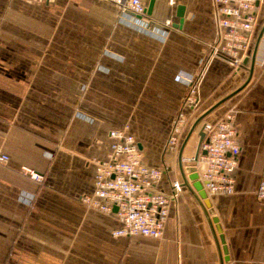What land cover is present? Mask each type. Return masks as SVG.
<instances>
[{"label": "crops", "instance_id": "obj_1", "mask_svg": "<svg viewBox=\"0 0 264 264\" xmlns=\"http://www.w3.org/2000/svg\"><path fill=\"white\" fill-rule=\"evenodd\" d=\"M38 1L48 8L57 0ZM151 1V15L93 20L94 41L104 36L93 54L67 52L49 38L0 39V152L9 156L0 164V264H264V201L255 197L264 171V32L252 71L250 60L243 63L264 25V0L255 5L254 42L238 70L224 56L207 58L216 36L212 0L143 3ZM179 5L184 18L175 28ZM193 77L198 100L189 108L183 99ZM229 110L240 148L234 190L209 197L205 210L184 185L178 154L187 139L185 166L203 123ZM179 113L186 122L171 150L167 141ZM124 125L142 162L162 169L156 189L168 194L173 181L182 184L160 238L113 236L121 226L115 216L79 199L92 189L93 159L109 153V131ZM23 165L42 181L25 175ZM194 167L200 174L205 165Z\"/></svg>", "mask_w": 264, "mask_h": 264}, {"label": "built area", "instance_id": "obj_2", "mask_svg": "<svg viewBox=\"0 0 264 264\" xmlns=\"http://www.w3.org/2000/svg\"><path fill=\"white\" fill-rule=\"evenodd\" d=\"M104 1L116 6L121 13L131 12L139 17L146 15L143 0ZM258 1L261 0H212L216 36L208 45L207 58L224 56L234 70L240 68L254 42V9ZM149 22L151 25L152 21ZM165 24L170 25V20H165ZM197 82L198 77L189 80L183 106L193 108L197 103ZM234 117V112L229 110L218 119L202 125L205 136L200 151L205 153L198 154L197 162L205 165L199 179L208 197L229 194L234 190V171L240 151ZM185 122L182 113L174 119L167 141L168 149L175 147ZM108 136L109 153L105 159H93L92 189L80 195L81 203L89 209L115 216L121 226L112 232L113 236L162 237L169 203L182 191V184L173 181L168 194L156 189L163 171L142 162L138 142L129 132L128 125L111 129ZM8 160L9 156L0 152V164ZM20 169L37 182L43 179L42 174L31 167L23 165ZM255 197L264 201V171L255 189Z\"/></svg>", "mask_w": 264, "mask_h": 264}, {"label": "rangeland", "instance_id": "obj_3", "mask_svg": "<svg viewBox=\"0 0 264 264\" xmlns=\"http://www.w3.org/2000/svg\"><path fill=\"white\" fill-rule=\"evenodd\" d=\"M44 4L38 0H0V39L49 38L51 41H47L62 43L60 47L67 52L93 54V51H99L104 40V36L99 34L96 36L97 42L94 41L93 20L115 23L129 19L119 10L102 9L100 3L93 0H57L48 8L42 7ZM97 26L98 32L104 30L102 24ZM44 46L52 47L51 43ZM104 48L105 44L100 50Z\"/></svg>", "mask_w": 264, "mask_h": 264}, {"label": "water", "instance_id": "obj_4", "mask_svg": "<svg viewBox=\"0 0 264 264\" xmlns=\"http://www.w3.org/2000/svg\"><path fill=\"white\" fill-rule=\"evenodd\" d=\"M152 8H153V2L151 1L149 3V5L146 7V10H145L146 15H151ZM128 13L132 14L131 12H128ZM176 16L179 18V21H178V23H174L173 27L181 28L182 23H183V18H184V6L183 5L177 6ZM137 17H139V16H137ZM263 32H264V25L261 27V29L257 35L256 41L254 43V46H253V49H252V52L250 55V58L246 57L243 61V63L246 64L247 61L250 60V72L253 69L255 54L257 51L258 43L260 41V38H261ZM246 82L244 84H246ZM202 117H199L197 119V121L193 127H195L201 121ZM204 136H205V133H204L203 129L201 128L199 131V141H198V145H197L195 155H194L193 159L189 160L185 166H183V164H182L181 153H182V149H183L184 145L186 144L187 139L183 142L181 151L178 154V163H179V169H180L179 171L181 173L184 185L194 195V197L201 203L203 208L205 210H207L210 207L211 202H210L209 197L207 196L206 191L203 188L202 182L199 179V174L194 167L197 163L198 154L200 152L205 153L204 150L200 151V145H201V142L203 141ZM114 210H116V209L114 208ZM212 221H213V223H215L214 227L216 229V232H218L220 234V229L216 224V220L212 219ZM219 238H220V244H221V251L224 255L223 260H225L226 259L225 255L227 253V249L225 247L224 240H223V237L221 236V234L219 235Z\"/></svg>", "mask_w": 264, "mask_h": 264}, {"label": "bare ground", "instance_id": "obj_5", "mask_svg": "<svg viewBox=\"0 0 264 264\" xmlns=\"http://www.w3.org/2000/svg\"><path fill=\"white\" fill-rule=\"evenodd\" d=\"M184 166V165H183Z\"/></svg>", "mask_w": 264, "mask_h": 264}]
</instances>
